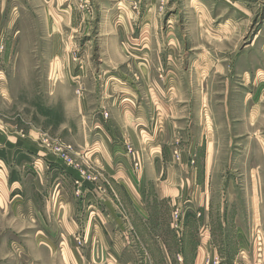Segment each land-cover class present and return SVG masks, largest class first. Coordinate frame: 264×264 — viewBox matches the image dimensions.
I'll return each mask as SVG.
<instances>
[{"label":"rangeland","instance_id":"1","mask_svg":"<svg viewBox=\"0 0 264 264\" xmlns=\"http://www.w3.org/2000/svg\"><path fill=\"white\" fill-rule=\"evenodd\" d=\"M123 84L146 102L164 167L193 161L207 188L180 207L236 206L245 264H264V0H0V123L38 131L57 159L70 145L65 166L90 178L76 180L77 196L85 182L110 183L63 127L91 113L84 95L113 100ZM71 239L83 254V233ZM21 248L0 245V256L26 264Z\"/></svg>","mask_w":264,"mask_h":264},{"label":"crops","instance_id":"2","mask_svg":"<svg viewBox=\"0 0 264 264\" xmlns=\"http://www.w3.org/2000/svg\"><path fill=\"white\" fill-rule=\"evenodd\" d=\"M115 87L113 100L84 95L81 109H91L80 121L84 124L63 127L73 133L69 140L75 150L86 152L90 167L110 183L107 191L85 182L77 196V172L38 141V131L0 123V245L25 247L20 254L26 264H205L215 259L219 264H245V222L225 199L217 212L215 207L210 212L208 202L192 206L181 230L173 227V210L200 191L206 194L207 188L199 185L193 161L164 167L153 117L141 107L146 102L134 100L137 95L124 84ZM104 107L110 114L107 121L94 113ZM127 139L145 173L133 170L122 146ZM79 232L83 254L76 253L71 239ZM8 253L0 256L1 264L15 261Z\"/></svg>","mask_w":264,"mask_h":264},{"label":"built area","instance_id":"3","mask_svg":"<svg viewBox=\"0 0 264 264\" xmlns=\"http://www.w3.org/2000/svg\"><path fill=\"white\" fill-rule=\"evenodd\" d=\"M56 151L60 155V158H58V159H60L64 163V165L66 164V165L70 166V164L74 163L70 157V154L72 153V147L70 145L60 144L56 148ZM124 151H126V153H125L126 155L133 157V170L135 172H138L139 170H141L142 161L140 160V158H139L138 154L136 153V151L134 150V148L131 147V145L127 143L126 147L124 148ZM86 173L87 172L83 169H80V171H78L80 179H82L83 181H90V178H89V176H87ZM76 184L79 185L80 184L79 181H77ZM189 208H191V207H186V208L177 207L173 210V212H172V224H173V227L175 229L181 230V226H182V223L184 220L185 212ZM205 264H219V262L217 259H215L212 262L206 261Z\"/></svg>","mask_w":264,"mask_h":264}]
</instances>
